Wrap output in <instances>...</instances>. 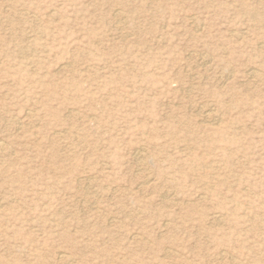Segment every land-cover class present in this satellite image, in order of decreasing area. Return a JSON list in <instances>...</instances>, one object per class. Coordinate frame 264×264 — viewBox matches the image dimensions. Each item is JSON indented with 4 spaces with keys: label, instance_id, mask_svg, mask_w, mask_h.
<instances>
[{
    "label": "rangeland",
    "instance_id": "374dc122",
    "mask_svg": "<svg viewBox=\"0 0 264 264\" xmlns=\"http://www.w3.org/2000/svg\"><path fill=\"white\" fill-rule=\"evenodd\" d=\"M263 45L264 0H0V264H264Z\"/></svg>",
    "mask_w": 264,
    "mask_h": 264
},
{
    "label": "bare ground",
    "instance_id": "6f19581e",
    "mask_svg": "<svg viewBox=\"0 0 264 264\" xmlns=\"http://www.w3.org/2000/svg\"><path fill=\"white\" fill-rule=\"evenodd\" d=\"M122 29H123V28H122ZM263 46H264V45H263ZM263 46H262V47H263ZM260 48H261V47H260ZM70 65H71V64H70ZM67 67H68V65H67ZM250 71L254 72L253 70H249V72H250ZM247 73H248V72H247ZM248 74H249V73H248ZM254 74H255V73H250L249 75H251V76L253 77ZM249 77H250V76H249ZM254 77H255V76H254ZM206 112H208V111H206ZM206 112H205V113H206ZM204 115H205V114H204ZM204 115H203V117H204ZM68 116H69V114H68ZM205 116H206V115H205ZM215 116H216V115H215ZM69 117H70V116H69ZM204 119H206V117H205ZM218 119H219V118H218ZM211 120H214V119L212 118ZM218 121H219V120H218ZM213 123H214V122H213ZM210 124H211V123H210ZM0 149H1V150H4V146H3L1 143H0ZM6 149H7V148H6ZM1 150H0V151H1ZM145 154H146V153H145ZM141 158H142V155L137 157L138 160H141ZM142 160H144V159L142 158ZM141 162H142V161H141ZM139 166H140V165H139ZM145 181H146V180H145ZM87 186H88V185H87ZM89 187H90V186H89ZM89 187H87V188H89ZM139 194H140V193H139ZM85 195H86V194H85ZM138 212H139V211H138ZM215 220H216V219H215ZM217 220H218V219H217ZM218 223H219V222H218ZM166 253H167V252H166ZM168 254H171V253L168 252ZM167 256H169V255H167ZM62 257H63V256H62ZM185 260H186V259H185Z\"/></svg>",
    "mask_w": 264,
    "mask_h": 264
}]
</instances>
